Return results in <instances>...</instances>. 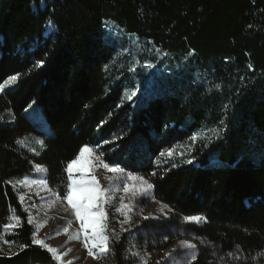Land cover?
<instances>
[{
    "label": "trees",
    "instance_id": "1",
    "mask_svg": "<svg viewBox=\"0 0 264 264\" xmlns=\"http://www.w3.org/2000/svg\"><path fill=\"white\" fill-rule=\"evenodd\" d=\"M0 86V231L18 218L0 264H57L17 182L42 165L63 198L91 144L149 179L170 222L206 218L185 224L202 242L189 264H264V0H0ZM126 238L110 232V264L127 262Z\"/></svg>",
    "mask_w": 264,
    "mask_h": 264
},
{
    "label": "rangeland",
    "instance_id": "2",
    "mask_svg": "<svg viewBox=\"0 0 264 264\" xmlns=\"http://www.w3.org/2000/svg\"><path fill=\"white\" fill-rule=\"evenodd\" d=\"M109 28V34L117 39L122 47L124 46L132 52L134 57H137L139 39L134 35L123 34L115 25L109 24ZM44 34L47 36L51 32L45 28ZM165 72L166 68L157 66L154 74L161 76ZM146 84L148 87L152 86L151 81ZM139 91L140 89L137 87L129 90L126 98L137 99ZM137 101L134 100V104ZM28 111L32 117L37 115L32 107ZM85 146L93 149L92 161L95 167L94 169L86 168L83 175L89 180L95 177L96 182L105 190L104 234L109 237V240L110 232L117 236L125 235L127 237V262L125 264H142V259L146 261V264H189L192 260L191 256H196L200 245L202 246V242L196 239L189 227L185 225L195 222H188L185 217L180 220L181 222H170L172 208L156 198L154 188L148 190L146 194L141 193L147 183L151 184L149 179L120 165V168L123 169L122 172L109 171L103 165L107 163L111 168L116 164H111L103 159L100 144ZM168 151L164 153L165 156H168ZM73 175L79 177L81 173L74 168ZM130 175L131 179H129ZM25 177L28 178L27 182ZM46 178V168L37 165L32 174L25 175L17 182L20 199L23 197L21 202L31 217L33 234L35 233L34 239L43 240L48 246L57 249L56 254L62 257L61 260H57L52 255L57 264H67L68 261H72V264H110L107 260L109 252L100 255L99 249L93 248V252L97 253L99 258L88 255V250L84 247L85 228L81 227V220L76 217L67 200L60 197L49 186ZM32 181H37V183H32ZM38 181H45V183L41 184ZM125 185L128 186L127 191H125ZM122 204L125 205L123 211L129 217L128 219L117 211ZM17 221L16 215H12L10 221L5 225L10 227L5 231L4 226L0 231V250L3 252L10 253L15 247L11 241L5 238V235L16 227ZM87 234L91 237L90 227L87 228ZM87 243L91 246L90 239ZM189 244L195 245V248L190 250ZM64 253L67 255L64 256ZM133 253H139V256H134Z\"/></svg>",
    "mask_w": 264,
    "mask_h": 264
},
{
    "label": "snow or ice",
    "instance_id": "3",
    "mask_svg": "<svg viewBox=\"0 0 264 264\" xmlns=\"http://www.w3.org/2000/svg\"><path fill=\"white\" fill-rule=\"evenodd\" d=\"M45 28L48 32L54 33L56 30V26L54 23L49 22L45 25ZM43 61L39 62V65L42 66ZM19 78V74L13 75L8 78L9 81H16ZM217 89L220 88V85L217 84L215 86ZM0 91H3V87L0 86ZM131 99V97H129ZM193 140H196L197 137H193ZM219 139V137H217ZM17 143H20V141H17ZM39 143L43 144V141H40ZM107 143V141H105ZM206 146V145H205ZM173 154V150L168 151V156L171 157ZM183 152H181V156H183ZM93 156V149L89 146H83L81 147L78 155L76 158H74L72 161H70L65 171L68 173L67 176V191L65 193L64 199L67 200L68 204L71 206L72 210L74 211L76 217L81 220V227L85 228V243L84 247L88 250V255L92 256L93 258H99L97 256V253L93 252V248L99 249L100 255H105L110 251L109 247V237L104 234V219H105V211L103 208V204L105 202V190L102 189L99 185V183L96 182L95 177H92L90 180L83 175V172L86 168L88 169H94L95 165L92 161ZM161 156H164V153H161ZM191 163V161H189ZM215 167H222V163L220 161H214ZM174 166V165H173ZM39 167V166H38ZM104 168L108 169L109 171L115 173V172H122L123 169L120 168V166L117 164L114 167L109 168L108 164L105 163L103 165ZM74 168L76 171H79L81 175L79 177H74L73 172ZM152 175H155L153 173ZM131 175L129 176V179H131ZM143 179V178H141ZM28 178L25 177V181L27 182ZM9 183H11L9 181ZM32 183H37V181H32ZM38 183H45V181H38ZM154 186L150 183H147L146 188H143L141 190L142 194H146L148 190L152 189ZM128 190V186L125 185V191ZM23 197H21V200ZM125 205H121L120 209H117V211L126 217V213L123 211ZM201 219H205L200 216H192V217H185V220L188 222H195L199 223ZM29 222H31V217H29ZM8 227L5 226V231H7ZM91 228V237L87 234V228ZM65 231H67L65 229ZM127 231V230H125ZM35 236V233L33 234ZM91 240V246L87 243L88 240ZM166 239V237H165ZM8 243V241H5ZM33 243L39 245L40 247L46 249L48 252H50L55 259L61 260V256L57 255V249L52 248L45 244L43 240L39 239H33ZM188 248L194 249L195 245L189 244ZM71 251V250H69ZM64 256L67 255V253L63 254ZM134 256H139V253H133ZM142 259V258H141ZM191 259L194 261L196 259L195 255L191 256ZM67 264H72V261H68ZM142 264H146V261H143Z\"/></svg>",
    "mask_w": 264,
    "mask_h": 264
}]
</instances>
